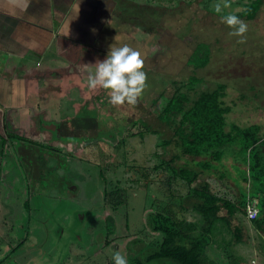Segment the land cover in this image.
I'll return each mask as SVG.
<instances>
[{"label":"rangeland","instance_id":"374dc122","mask_svg":"<svg viewBox=\"0 0 264 264\" xmlns=\"http://www.w3.org/2000/svg\"><path fill=\"white\" fill-rule=\"evenodd\" d=\"M119 1L92 47L64 55L59 82L45 83L44 98H30L16 127L3 119L5 130L0 119V264H114V251L130 261L160 240L146 226L149 213L169 208L197 223L190 185L171 171L193 163L173 135L181 115L169 123L160 119L177 88L192 101L224 85L227 123L257 124L264 135L263 6L253 19L242 18L248 29L241 40L220 21L216 0ZM254 1L227 0L223 12L239 14ZM124 44L140 52L146 86L134 104L114 105L109 90L89 88L87 80L110 47ZM198 45L209 51L203 68L189 63L205 52ZM191 77L201 82L191 85ZM12 134L33 143L8 136L1 143ZM214 175L207 179L211 190L234 201V185ZM26 201L36 205L34 216ZM230 227L241 228V243L222 230L207 249L206 264H264V237L246 215L236 213Z\"/></svg>","mask_w":264,"mask_h":264},{"label":"trees","instance_id":"16d2710c","mask_svg":"<svg viewBox=\"0 0 264 264\" xmlns=\"http://www.w3.org/2000/svg\"><path fill=\"white\" fill-rule=\"evenodd\" d=\"M119 5L121 8V1ZM262 6L264 9L261 0H255L249 8L237 15L251 20ZM198 47L205 50L204 46ZM209 60L207 47L199 57L192 56L189 63L197 68H203ZM200 82L201 80L196 77L189 79L191 85ZM224 97V85H218L212 91L200 92L192 101L177 88L162 109L160 119L165 123L181 115L173 135L179 140L181 154L191 158L193 163L177 169L171 168V171L190 185L188 197L194 199L191 210L199 215V220L195 223L179 219L169 208L165 212L149 213L146 226L150 231L159 233L160 240L152 252L143 258H132L128 264H145L153 260H171L176 264H206L207 249L214 236L222 230L229 231L233 241L241 243V228L235 227L231 231L230 221L236 213L246 215L249 198L257 200L258 208L256 218L249 221L264 237V135L257 124L247 127L228 124L226 116L231 108L224 103ZM145 127V130L150 131L147 126ZM140 133L130 131L129 134L134 137ZM7 136L8 140L13 138L33 143L14 134L6 135V139L1 136V143H6ZM178 158L179 156L175 157ZM224 161L229 162L228 168L224 166ZM214 173V177L221 181H230L237 189L234 201L211 190L207 179ZM178 205L181 207L179 203ZM25 206L28 210L32 208L27 201ZM222 211L226 214H221ZM109 228L111 226H107V229Z\"/></svg>","mask_w":264,"mask_h":264},{"label":"crops","instance_id":"0c3cea01","mask_svg":"<svg viewBox=\"0 0 264 264\" xmlns=\"http://www.w3.org/2000/svg\"><path fill=\"white\" fill-rule=\"evenodd\" d=\"M119 7V0H0V119L5 130L3 119L16 127V117L28 113L30 98H44L50 90L45 83L59 82L64 55H79L78 46L92 47ZM36 209L30 208V215Z\"/></svg>","mask_w":264,"mask_h":264},{"label":"clouds","instance_id":"9594fccd","mask_svg":"<svg viewBox=\"0 0 264 264\" xmlns=\"http://www.w3.org/2000/svg\"><path fill=\"white\" fill-rule=\"evenodd\" d=\"M27 3L28 0H25ZM227 0H216L214 11L220 21L230 27V35L244 38L248 25L237 14L224 13ZM143 59L140 52L127 45L110 47L106 57L99 61L93 74L87 80L89 88L97 87L109 90V101L114 105L127 102L134 104L146 86V73L142 70ZM114 264H128L125 255L114 251Z\"/></svg>","mask_w":264,"mask_h":264},{"label":"built area","instance_id":"2783aa9c","mask_svg":"<svg viewBox=\"0 0 264 264\" xmlns=\"http://www.w3.org/2000/svg\"><path fill=\"white\" fill-rule=\"evenodd\" d=\"M258 214L257 200L249 198L246 204V217L248 220H253Z\"/></svg>","mask_w":264,"mask_h":264},{"label":"flooded vegetation","instance_id":"af4514ba","mask_svg":"<svg viewBox=\"0 0 264 264\" xmlns=\"http://www.w3.org/2000/svg\"><path fill=\"white\" fill-rule=\"evenodd\" d=\"M40 124H41V123H40ZM46 125L50 127V124H46V123H45V124H42L43 127H46ZM56 129H57V128H56Z\"/></svg>","mask_w":264,"mask_h":264}]
</instances>
